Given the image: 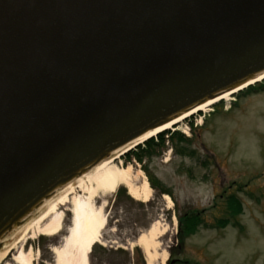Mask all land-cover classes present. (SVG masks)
<instances>
[{"label":"water","instance_id":"water-1","mask_svg":"<svg viewBox=\"0 0 264 264\" xmlns=\"http://www.w3.org/2000/svg\"><path fill=\"white\" fill-rule=\"evenodd\" d=\"M262 74L264 0H0V257L106 159Z\"/></svg>","mask_w":264,"mask_h":264},{"label":"rangeland","instance_id":"rangeland-1","mask_svg":"<svg viewBox=\"0 0 264 264\" xmlns=\"http://www.w3.org/2000/svg\"><path fill=\"white\" fill-rule=\"evenodd\" d=\"M237 94L230 102L222 101L207 113L185 119L179 130H174L179 126L170 130L192 138L193 158L178 156L170 144L145 165L120 158V165L146 178L145 166L147 173L171 192L170 197L165 196L172 204L152 189L147 202L132 199L125 187L103 197L98 194L94 202L98 207L105 205L106 225L95 252L88 256L89 264H147L144 252L140 249L141 259L133 248L137 238L154 224L165 228L158 251L160 257H167L165 264L170 255L174 264H264V91ZM120 188L126 189L131 202H114ZM228 197L240 204L236 218L229 217L225 207ZM69 208L68 204L61 208L58 235L43 237L31 227L17 250H32L34 264H54L52 250L62 246L71 225ZM187 212L197 213L202 225L181 244L178 218ZM224 220L225 227L216 225ZM15 251L0 264H14Z\"/></svg>","mask_w":264,"mask_h":264},{"label":"bare ground","instance_id":"bare-ground-1","mask_svg":"<svg viewBox=\"0 0 264 264\" xmlns=\"http://www.w3.org/2000/svg\"><path fill=\"white\" fill-rule=\"evenodd\" d=\"M264 81V74L250 82L245 88L261 83ZM242 87L241 90L245 89ZM238 92V89L232 92L222 94L216 99L209 100L204 104L198 106L192 111L183 116H178L173 121L163 128L152 131L145 135L116 154L112 155L96 168L91 170L81 180H79L71 189L65 192L62 196L56 199L53 203L42 210L35 219L21 232L24 234L18 241L15 239L7 248L4 254L0 257L5 259L10 251H15L12 256L14 264H34L32 250L26 251L24 248L17 246L22 244L24 238L31 227L35 228L38 235L43 237H54L62 230L63 212L61 208L68 204L71 213V225L67 230L66 236L63 238L62 246L52 250L54 255V264H89L88 256L92 247L101 240V232L106 225V216L103 213L104 204L101 207L95 204L94 200L99 194L100 197L104 195L113 194L119 187H125L128 195L140 202H147L150 197L151 188L147 179L135 172L131 171L130 167H123L117 161L120 156L132 149L136 145L143 144L146 140L156 137L158 133L164 130H171L174 125H182L183 120L196 115L198 112L207 113L210 108L221 101L230 102L232 96ZM182 126L174 130H179ZM169 204H172L169 197L164 196ZM20 233V234H21ZM19 234V235H20ZM18 235V236H19ZM165 235V228L158 224L152 225L146 233L140 235L135 241V246L139 247L146 257L147 264H153L159 261V264H165L167 257L163 255L160 257L159 239ZM18 236L16 238H18Z\"/></svg>","mask_w":264,"mask_h":264},{"label":"trees","instance_id":"trees-1","mask_svg":"<svg viewBox=\"0 0 264 264\" xmlns=\"http://www.w3.org/2000/svg\"><path fill=\"white\" fill-rule=\"evenodd\" d=\"M264 91V81L261 84H255L254 86L248 87L247 89L243 90L242 92H239L238 95H252L257 94L258 92ZM206 122V121H205ZM204 125V123H203ZM202 125V126H203ZM190 131L193 130L192 125L190 124ZM170 144L171 150L177 154L178 156L182 158H193V149L191 148L192 145V138H186L183 134L180 132L174 131H166L164 133H161L157 135L155 138L149 139L145 143H143L141 146L136 147L134 150L128 152L122 157V160L129 161H135L139 165H145L146 162L148 163L153 158H158L161 156V154L166 150L167 146ZM143 172L147 178V181L149 183V186L152 190L155 192L157 191L160 196L167 195L171 196V192L168 190H165L162 185H160L159 182H157L151 175H149L145 169V166H143ZM125 199L128 202H131V199L129 196H127L126 189L120 188L115 196V203L117 200ZM225 207L227 208V212L229 213V217L236 218L237 215L241 212V207L234 197H228L225 203ZM227 224V220H224L222 222H218V226H221V228L225 227ZM202 225V221L199 219V215L197 213L193 212H187L181 217L178 218V237L181 244H183V241L187 238L194 235L196 232V229L199 228V226ZM96 245L92 247V250L90 254H93L96 249ZM134 254H140L141 250L137 247L133 248ZM142 259V255L140 256ZM177 264H193L190 262H179L176 261ZM167 264H174V260L172 259V255H170L169 260Z\"/></svg>","mask_w":264,"mask_h":264}]
</instances>
